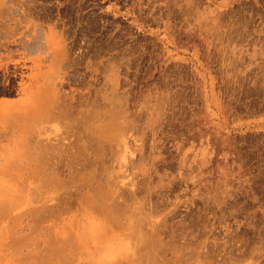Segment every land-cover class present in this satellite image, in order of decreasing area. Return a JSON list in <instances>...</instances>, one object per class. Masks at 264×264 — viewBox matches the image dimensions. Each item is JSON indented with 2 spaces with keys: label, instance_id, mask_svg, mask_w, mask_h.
Instances as JSON below:
<instances>
[{
  "label": "rangeland",
  "instance_id": "obj_1",
  "mask_svg": "<svg viewBox=\"0 0 264 264\" xmlns=\"http://www.w3.org/2000/svg\"><path fill=\"white\" fill-rule=\"evenodd\" d=\"M0 164V264H264V0H0Z\"/></svg>",
  "mask_w": 264,
  "mask_h": 264
},
{
  "label": "bare ground",
  "instance_id": "obj_2",
  "mask_svg": "<svg viewBox=\"0 0 264 264\" xmlns=\"http://www.w3.org/2000/svg\"><path fill=\"white\" fill-rule=\"evenodd\" d=\"M83 98H84V97H83ZM39 100H40V99H39ZM85 101H86V100H85ZM48 102H49V101H48ZM73 103H74V102H73ZM43 105H44V104H43ZM46 106H47V105H46ZM68 106H69V105H68ZM65 107H66V106H65ZM65 107H64V109H65ZM61 108H62V107H61ZM75 109H76V107H75ZM80 109H81V108H80ZM29 110H30V109H29ZM67 110H68V109H66V111H67ZM72 110H73V109H72ZM81 110L83 111V109H81ZM45 111H46V109H44V108H42V107H39V109L36 108V107H33V108L31 109V112H32L33 115H34V119L36 118V120H37V117H38V119H39L41 116H43L44 113H45ZM50 111H51V110H50ZM29 112H30V111H29ZM54 112H55V110H54ZM51 113H52V112H51ZM77 113H78V112H77ZM30 114H31V113H30ZM49 115H50V114H49ZM64 115H65V114H64ZM10 117H11V116H10ZM10 117H9V118H10ZM46 117H47V116H46ZM49 117H50V116H49ZM49 117H48V118H49ZM56 117H57V115H56ZM60 118H61V117H60ZM72 118H73V117H72ZM81 118H84V117H81ZM81 118H78V119H80V120L82 121L83 119H81ZM51 119H52V118H51ZM70 119H71V118H70ZM73 119H74V118H73ZM9 120H11V119H9ZM36 120H35V122H36ZM43 120H44V119H43ZM62 120H63V119H62ZM62 120H61V121H62ZM50 121H51V120H50ZM70 121H71V120H70ZM30 122H31V121H30ZM41 122H42V120H41ZM41 122H40V124H42ZM67 122H69V121H67ZM71 122H72V121H71ZM73 122H74V121H73ZM82 122H83V121H82ZM36 123H38V122H36ZM68 124H69V123H68ZM73 124H75V123H73ZM73 124H72V125H73ZM76 124H77V123H76ZM31 125H33V124H31ZM37 125H38V124H37ZM70 125H71V124H70ZM72 125H71V126H72ZM39 126H40V125H38V127H39ZM42 126H43V124H42ZM42 126H41V127H42ZM34 127H35V126H34ZM34 127H33V128H34ZM72 128H73V127H72ZM37 129H39V128H37ZM43 129L45 130L46 128L43 127ZM33 130H36V129L34 128ZM40 130H41V128H40ZM44 130H43V131H44ZM68 130H69V129H68ZM71 130H73V129H71ZM78 130H79V129H78ZM78 130H77V131H78ZM77 131H76V132H77ZM96 131H97V130H96ZM24 132H25V131H24ZM32 132H33V131H32ZM66 132H67V131H66ZM72 132H73V131H72ZM99 132H100V131H99ZM35 133H36V132H34L33 134H35ZM38 133H39V132H38ZM40 133H41V132H40ZM69 133H70V132H69ZM82 134H83V133H82ZM92 134H93V133H92ZM21 135H23V134H21ZM93 135H94V134H93ZM23 136H24V135H23ZM35 136H36V134H35ZM78 136H79V135H78ZM25 137H26V136H25ZM32 137H33V136H32ZM91 137H92V136H91ZM96 137H97V135H96ZM40 138H42V137H40ZM92 138H93V137H92ZM97 138H98V137H97ZM97 138H96V139H97ZM42 139H43V138H42ZM34 140H35V137H34ZM43 140H44V139H43ZM82 140H83V139H82ZM91 140H92V139H91ZM99 140H100V139H99ZM101 140H102V139H101ZM27 141H28V140H27ZM39 141H40V140H39ZM41 141H42V140H41ZM83 141H84V140H83ZM28 142L30 143V141H28ZM73 142H74V141H73ZM85 142H86V141H85ZM98 142H99V141H98ZM101 142H102V141H101ZM29 143H28V144H29ZM34 143H36V142H34ZM40 143H44V142H40ZM40 143L38 144V142H37V144H35V145L38 146V147H39V145L41 146L40 148H38L37 151H35V150L37 149L36 147H34V150H31V151H32V152H33V151L37 152V154H36V157H37V158H36V160H34L33 163H36V162H39V163H40V162H41V168H43V166H42V159L46 160L47 158H49V157H48V156H49V154H48V151H49L48 149H49V148H47V149H46L47 151H46V150L44 149V147H42V146H44V145H42V144H40ZM55 143H56V142H55ZM99 143H100V142H99ZM99 143H97V145H99ZM102 143H104V141H103ZM58 144H60V143H58ZM73 144H74V143H73ZM82 144H83V143H82ZM30 145H31V143H30ZM45 145H46V144H45ZM49 145H50V144H49ZM55 145H56V144H55ZM76 145H77V144H76ZM28 146H29V145H28ZM56 146H57V145H56ZM59 146H60V145H58V147H59ZM77 146H78V145H77ZM89 146H90V145H89ZM103 146H105V145H103ZM108 146H109V145H108ZM29 147H31V146H29ZM29 147H27V149H29ZM47 147H48V145H47ZM49 147H50V146H49ZM54 147H55V146H54ZM54 147H53V148H54ZM62 147H63V146H62ZM64 147H65V145H64ZM86 147H87V149H88V145H87ZM96 147H97V146H96ZM99 147H100V146H99ZM32 148H33V147H32ZM35 148H36V149H35ZM51 148H52V147H51ZM60 148H61V147H60ZM82 148H83V147H80V149H82ZM97 148H98V147H97ZM100 148H101V147H100ZM30 149H31V148H30ZM57 149H58V148H57ZM63 149H64V148H63ZM102 149H103V147H102ZM17 150L20 151L19 148H18ZM25 150H26V149H25ZM76 150H77V149H76ZM83 150H84V152L87 151V150H85V148H84ZM18 151H16V152H13V151H12V152H10V153L8 152V153H9V154H8L9 159L16 158ZM50 151H52V150H50ZM59 151H60V150H59ZM74 151H75V150H74ZM88 151H89V150H88ZM88 151L86 152V155H87V153H89ZM95 151H96V150H95ZM26 152H27V151H26ZM26 152H25V153H26ZM46 152H47V153H46ZM68 152H69V151H68ZM75 152H76V151H75ZM79 152H80V151H79ZM82 152H83V151H82ZM82 152H80V153L82 154ZM84 152H83V153H84ZM30 153H31V152H30ZM33 153H34V152H33ZM49 153H50V152H49ZM53 153H54V152H53ZM58 153H59V152H58ZM60 153H62V152H60ZM90 153H91V152H90ZM92 153H93V152H92ZM45 154H46V155H45ZM50 154H51V153H50ZM32 155H33V154H32ZM51 155H52V154H51ZM54 155H56V153H55ZM77 155H78V154H77ZM88 155H89V154H88ZM57 156H58V155H57ZM62 156H64V155H62ZM71 156H72V155H71ZM71 156H70V157H71ZM79 156H80V155H79ZM79 156H78V157H79ZM82 156H83V155H82ZM97 156H99V153H98V152H97ZM58 157H59V156H58ZM58 157H57V158H58ZM60 157H61V156H60ZM64 157H65V156H64ZM66 157H67V156H66ZM78 157H76V158H78ZM87 157H88V156H87ZM99 157H100V156H99ZM25 158H26V157H25ZM55 158H56V157H55ZM62 158H63V157H62ZM91 158H92V157H91ZM101 158H102V157H101ZM74 159H75V158H74ZM102 159H103V158H102ZM44 160H43V161H44ZM47 160H49L48 163H50V159H47ZM51 160H52V159H51ZM55 160H56V159H55ZM65 160H66V159H65ZM84 160H85V159H84ZM57 161H59V160L57 159ZM57 161H55V162H57ZM82 161H83V160H82ZM99 161H100V160H99ZM99 161H98V162H99ZM52 162H53V161H52ZM68 162H69V160H68ZM88 162H89V161H88ZM102 162H103V161H102ZM43 163H44V162H43ZM45 163H47V162L45 161ZM57 163H58V162H57ZM76 163H77V162H76ZM84 163H85V162H84ZM29 164H30V163H29ZM54 164H56V163H54ZM59 164H60V163H59ZM73 164H74V162H73ZM80 164H81V163H80ZM94 164H95V162H94ZM94 164H92V165H94ZM96 164H97V163H96ZM96 164H95V165H96ZM101 164H102V166H103L104 163H101ZM57 165H58V164H56V167H57ZM74 165H75V164H74ZM86 165H87V164H86ZM95 165H94V166H95ZM31 166H32V165H31ZM58 166H59V165H58ZM70 166H71V163H70ZM83 166H84V164H83ZM94 166H93V167H94ZM97 166H98V165H97ZM34 167H35V166H34ZM39 167H40V166H36V170H37V171L39 170ZM98 167H101V166H98ZM44 168L49 169V166H48V167H47V166H46V167L44 166ZM75 168H76V167H75ZM87 168H88V167H87ZM90 168H91V166H90ZM6 169H7V168H5V165H4V164H0V224H1L2 221L4 220L6 214L8 215V212H10V213H9V215H10V214L12 213L13 210H16L17 207L21 205V204H19V202H20L21 200H23V197H24V195H23L20 191H18V188H19L18 186H20V188H21L23 183H22V184L20 183L21 185L19 184V185L17 186L18 179H19L20 175L14 177V178H16L17 181H13V182H12V181L10 180V182H9V181H7V180L3 177V175H5V174L7 173ZM8 169H9V168H8ZM33 169H34V168H33ZM54 169H55V168H54ZM81 169H83V168L81 167L80 170H81ZM84 169H85V168H84ZM101 169H102V168H101ZM101 169L99 168L100 171H101ZM40 170H41V169H40ZM40 170H39V171H40ZM44 170H45V169H44ZM80 170H79V172H80ZM85 170H86V169H85ZM85 170H83V171H85ZM99 170H98V171H99ZM28 171H29V170H28ZM33 171H34V170H33ZM45 171H46V170H45ZM45 171H43V172H45ZM71 171H72V170H71ZM76 171H77V170H76ZM81 171H82V170H81ZM29 172H30V171H29ZM47 172H48V171H47ZM49 172H50V171H49ZM52 172H53V171H52ZM55 172H56V171H55ZM55 172H54V173H55ZM87 172H88V170H87ZM95 172H96V170H95ZM101 172H102V171H101ZM21 173H22V171H21ZM38 173H40V172H38ZM41 173H42V172H41ZM41 173H40V174H41ZM89 174H91V176L93 175L91 172H90ZM97 174H98V173H97ZM53 175H55V174H53ZM68 175H69V174H68ZM73 175H74V173H73ZM77 175H79V174L76 173V176H77ZM41 176H42V175H41ZM41 176H40V177H41ZM93 176H94V175H93ZM93 176H92V177H93ZM8 177H9V176H8ZM42 177H43V176H42ZM42 177H41V178H42ZM48 177H49V176H48ZM51 177H52V176H51ZM55 177H56V176H55ZM62 177H63V176H62ZM69 177H70V176H69ZM86 177H87V179H89V180L92 179V178L90 177V175H87V176H86V174H85L84 179H86ZM24 178H26V177H24ZM97 178H98V177H97ZM20 179H22V177H21ZM42 179H43V178H42ZM45 179H46V178H45ZM54 179H55V178H54ZM76 179H78V178L76 177ZM84 179H83V180H84ZM98 179H99V178H98ZM43 180H44V179H43ZM48 180H53V179H47V180L45 181V183L47 182V183L50 184V182H48ZM60 180H61V179H60ZM79 180H80V177H79ZM81 180H82V179H81ZM89 180H88V181H89ZM72 181H75V180H72ZM76 181H77V180H76ZM93 181H94V180H93ZM85 182H86V181H85ZM47 183H46V184H47ZM70 183H71V182H70ZM91 184L93 185V183H91ZM42 185H43V184H42ZM42 185H41V186H42ZM78 185H79V184H78ZM92 185H91V186H92ZM94 185H96V184H94ZM76 186H77V185H76ZM81 186H82V184H81ZM85 186H86V185H85ZM97 186H98V185H97ZM97 186H96V189L99 190L100 188L98 189ZM108 186H109V185H108ZM111 186H112V185H111ZM83 187H84V185H83ZM102 187H103V186H102ZM116 187H117V186H116ZM94 188H95V187H94ZM107 188H109V187H107ZM82 189H83V188H82ZM20 190H21V189H20ZM51 190H52V188L50 187V191H51ZM84 190H85V189H84ZM84 190H83V191H84ZM107 190H108V191H105V192L102 193V195H100V196H102V199H101V200H99V199L97 198L98 200L96 201L95 199L91 198V203H92V204H90L89 206H90L92 209H94V210H98L101 206H102L103 208H105L106 206H108V204H107V202H106V201H108V199H107V200H106V199L103 200V199H104L105 197H107V196L109 197V196H112V195H111V192L109 191V189H107ZM21 191H23V190H21ZM94 191H95V189H94ZM100 191H101V190H100ZM113 191H114V190H113ZM80 192H81V191H80ZM91 192H93V191H91ZM93 193H94V192H93ZM95 193H99V192L95 191ZM81 194H82V193H81ZM109 194H110V195H109ZM95 195H96V197L99 196V195H97V194H95ZM112 198H113V197H112ZM115 198H117L116 195H115L114 199H115ZM116 200H117V199H116ZM111 201H112V200H111ZM114 201H115V200H114ZM112 203H113V202H112ZM116 203H117V201H115L114 204H116ZM65 204H67V203H65ZM118 204H119V203H118ZM47 205H48V204H46L45 206L47 207V209H48L47 212H48L49 209L51 208V206H53V205H51V206H47ZM42 206H43V205H42ZM45 206H44V207H45ZM55 206H56V205H55ZM112 206H113V205H111V203H110V209H109L110 211H111V209L113 208ZM121 206H122V205H121ZM44 207H43L42 209H40V211L42 212V214H43V212H44V211H43V210H44ZM108 207H109V206H108ZM114 207H115V206H114ZM126 207H127V206H126ZM37 208H41V207H37ZM54 208H55V207H54ZM54 208H53V210H54ZM103 208H102V209H103ZM35 209H36V208H35ZM107 209H108V208H107ZM114 209H116V207H115ZM114 209H112V210H114ZM128 209H129V208H128ZM30 210H31V209H30ZM36 210H38V209H36ZM36 210H35V211H36ZM124 210H125V208H124ZM50 211H52V210L50 209ZM87 211H88V210H87ZM114 211H115V210H114ZM116 211H117V209H116ZM16 212H17V211H16ZM20 212H21V211H20ZM18 213H19V212H18ZM34 213H35V212H34ZM19 214H21V213H19ZM27 214H28V213H27ZM35 214H37V213H35ZM35 214H34V215H35ZM45 214H47L46 211H45ZM49 214H52V213H49ZM110 214H114V213L111 212ZM11 215H13V214H11ZM21 215H22V214H21ZM21 215H20V217H21ZM32 215H33V214H32ZM34 215H33V216H34ZM43 215H44V214H43ZM43 215H42V216H43ZM114 215H115V214H114ZM22 216H23V215H22ZM39 216H40V214H39ZM39 216H38V217H39ZM47 216H48V215H47ZM111 216H112V215H111ZM10 217H11V216H10ZM12 217H14V216H12ZM12 217H11V218H12ZM36 217H37V216H35V218H36ZM44 217H45V216H44ZM16 218H18L17 213H15V217H14L13 219H16ZM21 218H22V217H21ZM89 218H90V217H89ZM113 218H114V217H113ZM43 219H44V218H40V219L37 218V220H39V221H40V220L43 221ZM12 221H13V220H12ZM12 221H11V224H12ZM16 221H18V220L16 219ZM39 221H38V222H39ZM41 221H40V223H38V227H39V225L42 223ZM18 222L20 223V219H19ZM43 222H44V221H43ZM31 224H32V223H31ZM34 224H36V223H34ZM13 226H14V225H13ZM15 226H16V225H15ZM15 226H14V227H15ZM31 226H32V225H31ZM16 227H17V226H16ZM18 227H19V226H18ZM11 228H12V227H11ZM30 228H31V227H30ZM32 228H36V227H32ZM40 229H41V228H40ZM157 229H158V228H157ZM38 230H39V229H38ZM38 230H37V231H38ZM11 231H12V230H11ZM39 232H40V231H39ZM93 232H94V231H93ZM14 233H15V231H14ZM35 233H36V231H35ZM130 233H131V232H130ZM4 234H6L5 231L2 230V229H0V240L2 239V237H3ZM88 234H89V233H88ZM27 235H28V234H27ZM27 235H26V236H27ZM30 235H31V234H29V236H30ZM84 235H85V234H84ZM128 236H129V235H128ZM132 236H133V235H132ZM142 236H143V234H142ZM155 236H156V235H155ZM157 236H158V235H157ZM160 236H161V235L159 234V237H160ZM12 237H13V236H12ZM18 237H19V236H18ZM18 237H16V238L19 239L20 237H23V236H20L19 238H18ZM31 237H32V235H31ZM31 237H29V238H31ZM27 238H28V237H27ZM29 238H28V239H29ZM68 238H69V237H68ZM157 238H158V237H157ZM14 239H15V235H14V238H13V239L11 238V240H9V241L13 242ZM24 239H25V237H24ZM24 239H23V241L26 242ZM145 239H147V238H145ZM159 239H161V237H160ZM171 239H172V238H171ZM69 240H70V238H69V239H66V241H68V242L73 241V240H71V241H69ZM16 241H17V240H16ZM16 241H15V246H16V247H19V246H17V242H18V241H17V242H16ZM23 241H22V242H23ZM53 241H54V240H53ZM163 241H164V240H163ZM24 242H23V244H24ZM38 242H39V241H38ZM147 242H148V241H147ZM154 242H155V241H154ZM156 242H158V245H159V241L156 240ZM7 243H8V242H7ZM18 243H19L20 245H22L20 241H19ZM34 243H35V242H34ZM160 243H162V242H160ZM55 244H57V243L55 242ZM151 244H152V245H151L152 247H154V246L157 245V244H154V243H151ZM1 245H3V244L0 242V246H1ZM13 245H14V243H13ZM25 245H26V244H25ZM53 245H54V242H53ZM53 245H52V246L50 245L51 248L53 247ZM59 245H60V244H59ZM75 245H76V244H75ZM158 245H157V246H158ZM57 246H58V245H57ZM57 246H56V247L54 246V248H55L54 251L58 250V248L60 249L61 247L65 246V245H64V243H63V246H59V247H57ZM66 246H67V245H66ZM165 246H166V245H165ZM170 246L173 247V245H170ZM170 246H169V247H170ZM194 246H195V245H194ZM16 247H15V249H16ZM20 247H21V246H20ZM149 247H150V246H149ZM169 247L167 246V248H169ZM174 247H175V246H174ZM181 247H183V246H181ZM187 247H189V246H187ZM44 248H45V247H44ZM51 248H50V251H51ZM144 248H146V247L144 246ZM155 248H156V247H155ZM164 248L167 249L166 247H164ZM185 248H186V247H185ZM12 249H14V248H12ZM62 249H63V248H62ZM62 249H61V250H62ZM65 249H66V248H64L63 250H65ZM133 249H134V248H133ZM161 249H162V248H161ZM169 249H170V248H169ZM171 249H172V248H171ZM176 249H177V248H176ZM187 249H188V248H187ZM187 249H186V250H187ZM42 250H43V249H42ZM66 250H67V249H66ZM66 250H65V251H66ZM158 250H159V249H158ZM172 250H173V249H172ZM174 250H175V249H174ZM17 251L19 252V250H16V252H15V256H14V258H15V259H14L15 262H17V259H18V252H17ZM39 251H40V250H39ZM46 251H47V252H50L48 249H45V251H43V252H39V253H40V254H41V253H46V254H47ZM59 251H60V250H59ZM128 251L131 252V253L133 252L132 248H129ZM162 251H164V250H162ZM195 251H196V250H195ZM195 251H194V253H195ZM51 252H52V251H51ZM51 252H50V253H51ZM57 252H58V251H57ZM63 252H64V251H63ZM63 252H62V253H63ZM67 252H68V250H67ZM150 252H151V253H150ZM160 252H161V251H160ZM164 252H166V251H164ZM179 252L181 253L180 250H179ZM188 252H190V251H188ZM192 252H193V251H192ZM206 252H207V251H206ZM209 252H210V251H209ZM55 253H56V252H55ZM62 253H61V254H62ZM83 253H84V256H87V255H88V254L86 255V252H83ZM83 253H82V254H83ZM166 253H167V252H166ZM175 253H178V252H175ZM61 254H60V255H61ZM65 254H66V253H65ZM77 254H78V253H77ZM134 254H135V253H134ZM150 254H152V251L149 250V252L145 254V255H147V257H146L145 255L143 256V257H146L145 260H146V259L149 260L150 257L153 258L152 255H153L154 253H153L152 255H150ZM182 254H183V253H182ZM187 254H188V253H187ZM195 254H196V253H195ZM204 254H205V253H204ZM208 254H209V253H208ZM38 255H39V254H38ZM176 255H177V254H176ZM190 255H191V254H190ZM192 255H193V254H192ZM40 256H41V255H40ZM45 256H46V255L44 254V258H43V259H45ZM58 256H59V255H58ZM129 256H131V254H130ZM160 256H161V255H160ZM160 256H159V260L161 259ZM173 256L175 257V255H173ZM182 256H183V255H182ZM182 256H180L181 259H183ZM194 256H195V255H194ZM194 256H193V257H194ZM42 257H43V256H42ZM138 257H140V256H138ZM143 257H142V258H143ZM163 257H165V256H162V258H163ZM174 257H173V258H174ZM40 258H41V257H40ZM46 258H47V257H46ZM130 258H131V257H130ZM134 258H135V257H132L131 259H134ZM166 258L169 259L167 256H166ZM173 258L171 259V257H170L171 262L173 261ZM184 258H185V257H184ZM197 258H198V257H197ZM210 258H211V257H210ZM210 258H208V257L206 256V259H208L207 261H209ZM48 259H50V258H48ZM64 259H65V257H64ZM181 259L179 258V260H178V259L174 260L172 264H181V263H180V260H181ZM187 259H189V257H187ZM195 259H196V258H195ZM200 259H202V258H200ZM50 260H51V259H50ZM62 260H63V258H62ZM66 260H67V259H66ZM66 260H65V261H66ZM137 260H138V259H137V257H136L135 260H134V261H135L134 264H137V263L139 262V261L137 262ZM143 260H144V259H143ZM145 260H144V262L141 263V264H144V263H145ZM154 260H155V258H154ZM159 260H158V261H159ZM161 260H162V259H161ZM161 260H160L159 262H161ZM164 260H165V259H164ZM184 260H185V259H184ZM204 260H205V258H204ZM46 261H47V259H46ZM150 261H152V260H149V262H150ZM167 261H168V260H167ZM167 261H166V262H167ZM202 261H203V260H202ZM35 262H36V261H35ZM38 262H40V261H38ZM38 262H37V264H40V263H38ZM51 262H52V261H51ZM136 262H137V263H136ZM149 262H148V263H149ZM156 262H157V259H156L155 263H154V261H152L150 264H156ZM168 262H169V261H168ZM184 262H185V261H184ZM191 262H192V261H191ZM204 262H205V261H204ZM157 263H158V262H157ZM30 264H31V263H30ZM139 264H140V262H139ZM160 264H165V262L160 263ZM168 264H169V263H168ZM170 264H171V263H170ZM188 264H189V263H188ZM192 264H194V263L192 262ZM195 264H196V263H195ZM203 264H204V263H203Z\"/></svg>",
  "mask_w": 264,
  "mask_h": 264
}]
</instances>
